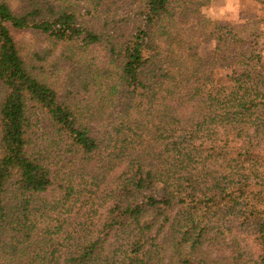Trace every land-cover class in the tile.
I'll list each match as a JSON object with an SVG mask.
<instances>
[{
  "label": "trees",
  "instance_id": "obj_1",
  "mask_svg": "<svg viewBox=\"0 0 264 264\" xmlns=\"http://www.w3.org/2000/svg\"><path fill=\"white\" fill-rule=\"evenodd\" d=\"M211 1L0 0V264H264V25Z\"/></svg>",
  "mask_w": 264,
  "mask_h": 264
},
{
  "label": "rangeland",
  "instance_id": "obj_2",
  "mask_svg": "<svg viewBox=\"0 0 264 264\" xmlns=\"http://www.w3.org/2000/svg\"><path fill=\"white\" fill-rule=\"evenodd\" d=\"M204 18L220 20L233 25L250 26L256 22L264 25V10L257 0H213L202 10ZM16 40L26 51L37 50L41 39L36 34L14 32ZM212 44L203 46V50L210 49Z\"/></svg>",
  "mask_w": 264,
  "mask_h": 264
}]
</instances>
